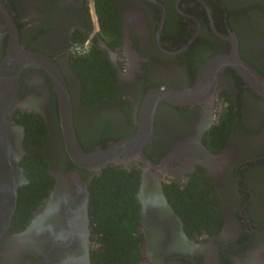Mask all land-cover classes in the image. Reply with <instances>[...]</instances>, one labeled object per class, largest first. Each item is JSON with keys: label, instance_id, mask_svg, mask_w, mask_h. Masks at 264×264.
I'll list each match as a JSON object with an SVG mask.
<instances>
[{"label": "flooded vegetation", "instance_id": "obj_1", "mask_svg": "<svg viewBox=\"0 0 264 264\" xmlns=\"http://www.w3.org/2000/svg\"><path fill=\"white\" fill-rule=\"evenodd\" d=\"M113 1L120 26L116 44L99 33L89 0H0V61L13 24L21 47L48 57L62 76L85 151L131 133L148 89L189 87L207 58L230 49L228 36L238 55L264 75V0ZM86 40L84 52L74 49ZM93 44L114 69L119 97L81 98L72 61ZM227 111L222 121L231 126L214 142L206 138ZM32 118L42 124V139L28 149L24 123ZM6 128L23 177L16 190L28 182L31 166L20 160L32 151L46 162L49 186L30 212L13 219V211L0 264H96L106 242L94 231L88 196L102 167H79L69 159L53 81L41 65L19 69ZM106 165L138 171L139 264H264V99L230 66L217 69L213 91L202 100L159 102L140 157ZM190 177L219 200L220 221L209 231L196 232L183 219L184 206L195 207L203 194L182 191Z\"/></svg>", "mask_w": 264, "mask_h": 264}, {"label": "trees", "instance_id": "obj_2", "mask_svg": "<svg viewBox=\"0 0 264 264\" xmlns=\"http://www.w3.org/2000/svg\"><path fill=\"white\" fill-rule=\"evenodd\" d=\"M91 1L99 33L108 43L116 44L120 31L116 4L113 0ZM72 67L79 79L81 98L91 101L120 96L114 69L95 44L87 54L74 57ZM228 111L223 113L219 123L213 124L206 131V138L209 137L214 142L218 135L223 134L222 129L225 130L227 125L231 126L226 120L222 121L227 119ZM41 127L42 124L35 118L24 123L23 139L28 149L35 146V140L42 139V133H38V130L41 132ZM20 162L24 168L30 165L31 170H25L28 182L16 190L13 219L30 212L49 186V176L45 171L46 162L42 156L33 151L28 152ZM190 178L182 191L203 194L197 197L195 207L189 204L184 206L186 212H182L183 219L196 232L209 231L220 221L219 200L211 193L205 195L204 192L209 191L203 187L197 188ZM137 179V169L121 165H106L93 177L88 196L91 222L94 231L106 242L103 251L96 256V264H139L138 236L135 228L138 202L134 197Z\"/></svg>", "mask_w": 264, "mask_h": 264}, {"label": "water", "instance_id": "obj_3", "mask_svg": "<svg viewBox=\"0 0 264 264\" xmlns=\"http://www.w3.org/2000/svg\"><path fill=\"white\" fill-rule=\"evenodd\" d=\"M9 32L7 51L0 61V254L5 250L8 227L15 207L16 187L23 180L17 165L18 156L10 149L6 128L10 111L15 105L17 73L21 67L41 65L50 74L58 101L64 150L73 163L88 169H99L109 163L139 158L142 148L152 137L157 104L163 101L182 105L202 100L213 91L215 73L223 65L233 68L249 88L264 99V75L238 55L234 38L228 36L230 49L207 58L189 87L160 84L148 89L139 103L135 127L131 133L85 151L75 135L69 94L58 69L48 57L22 48L13 24H9ZM28 233V230L22 233L20 238H26Z\"/></svg>", "mask_w": 264, "mask_h": 264}, {"label": "built area", "instance_id": "obj_4", "mask_svg": "<svg viewBox=\"0 0 264 264\" xmlns=\"http://www.w3.org/2000/svg\"><path fill=\"white\" fill-rule=\"evenodd\" d=\"M89 4L90 5L92 4V1L91 0H89ZM93 19H95V15L94 14H93ZM87 46H88V42L86 40L82 45L81 44L75 45L74 49L77 50V51L80 50V51H83L84 52L86 50Z\"/></svg>", "mask_w": 264, "mask_h": 264}]
</instances>
